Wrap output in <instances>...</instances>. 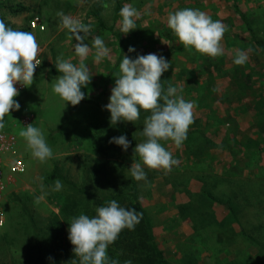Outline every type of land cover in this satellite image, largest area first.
Wrapping results in <instances>:
<instances>
[{
    "label": "rangeland",
    "instance_id": "rangeland-1",
    "mask_svg": "<svg viewBox=\"0 0 264 264\" xmlns=\"http://www.w3.org/2000/svg\"><path fill=\"white\" fill-rule=\"evenodd\" d=\"M125 4L139 13L137 28L127 34L121 32L119 15ZM183 8L205 11L227 26L223 55L211 57L179 42L167 19ZM58 13L89 29L79 33L89 45L83 62L91 74L82 91L100 106H73L52 90L62 75L57 58L81 62L75 53L77 34L62 26ZM35 18L44 29L32 27ZM0 20L34 34L41 61L33 84L18 89L14 98L20 109H12L0 128L16 137L27 164V172L14 175L12 184L4 170L7 189L0 210L6 224L0 228V264H34L37 233L53 223L63 227L55 245L71 252L72 218L81 213L95 216L97 207L113 199L123 207L142 204L154 241L169 264H264V0H0ZM96 37L109 50V57L99 61ZM130 46L136 51L129 52ZM240 50L248 59L237 65L234 58ZM149 53L170 62L161 77L163 88L182 89L179 94L194 104V122L180 147L160 141L179 164L167 173L144 166L147 179L137 181L130 167L142 164L134 149L146 139L143 126L151 113L141 109L135 122L112 125L104 106L124 55L135 59ZM29 124L44 133L51 158L32 156L19 135ZM121 135L131 141L127 151L109 142ZM57 179L63 185L58 191ZM134 181L136 197L131 191ZM118 242L107 252L120 261L130 246ZM138 251L140 255L125 258V264H150L141 256L148 253L146 247Z\"/></svg>",
    "mask_w": 264,
    "mask_h": 264
},
{
    "label": "clouds",
    "instance_id": "clouds-1",
    "mask_svg": "<svg viewBox=\"0 0 264 264\" xmlns=\"http://www.w3.org/2000/svg\"><path fill=\"white\" fill-rule=\"evenodd\" d=\"M58 15L62 26L77 34L75 53L81 58V62L75 65L70 60L57 58L55 66L62 75L56 79L52 90L66 103L70 102L75 106L85 99L82 87H87L91 81L89 67L83 62L89 53V45L79 35L81 32L87 33L89 29L63 13ZM119 15L122 18V33L127 34L137 28V9L125 4ZM167 26L185 48H194L211 57L223 55L221 41L227 26L221 20H213L205 11L183 8L170 12ZM93 46L97 50V61L109 57V50L100 37L94 39ZM128 51L135 52L136 49L130 46ZM38 55L39 45L33 33L14 29L0 20V128L4 127V117L12 109H20V103L14 99L19 95L15 85L33 84L35 70L41 64ZM247 59V54L240 50L234 63L242 65ZM169 68L170 62L163 55L138 54L135 59L124 55L109 103L104 106L111 113L112 125L120 121L135 122L140 117L141 109L151 113L143 126L146 139L134 149L142 164L134 162L130 167L131 177L137 181L147 179L144 166L163 169L167 173L179 164L172 152L160 141L171 140L180 147L187 139L189 126L194 122V104L179 94L182 89L169 86L165 91L163 88L161 77ZM19 135L26 140L33 157L40 161L52 157V149L40 128L29 124ZM109 142L122 146L124 151L131 145L126 135L113 137ZM62 186L57 179L55 190H60ZM141 218L142 213L135 208L121 206L115 199L97 207L95 216L81 213L73 217L68 238L74 245L73 252L79 258L78 264H119L118 260L109 258L108 247L117 240L123 229L134 230ZM127 264L132 262L128 261Z\"/></svg>",
    "mask_w": 264,
    "mask_h": 264
},
{
    "label": "trees",
    "instance_id": "trees-1",
    "mask_svg": "<svg viewBox=\"0 0 264 264\" xmlns=\"http://www.w3.org/2000/svg\"><path fill=\"white\" fill-rule=\"evenodd\" d=\"M237 12L240 14L238 9ZM82 102L100 106L96 98L86 95L85 99H83L80 103ZM70 185L74 188L72 183H70ZM131 191L133 192L134 197H136V181L133 182V188ZM125 208H135L139 213H142V218L140 220L139 228L134 230H128L125 228L119 234L118 238L120 239V242H118V244L130 246L127 253L124 252L119 256V264H125L124 259L127 257H131L135 254L140 255L138 251L139 248L145 247L148 253H141V256L147 257L150 264H169L166 260L164 251L161 250L154 241V237L151 232V223L142 204L135 201L133 204H130ZM55 224L53 223L47 228L38 231L36 236V254L34 264H78L79 258L76 257L73 249L70 248L72 250L71 252L65 251L61 244L55 245L56 241L63 233V227L59 223L58 226H55ZM57 232H59V234H57ZM45 236L49 237V239L46 238L44 243Z\"/></svg>",
    "mask_w": 264,
    "mask_h": 264
},
{
    "label": "built area",
    "instance_id": "built-area-1",
    "mask_svg": "<svg viewBox=\"0 0 264 264\" xmlns=\"http://www.w3.org/2000/svg\"><path fill=\"white\" fill-rule=\"evenodd\" d=\"M31 25L33 28L44 29L39 18H35ZM18 89L24 87L17 83ZM17 139L13 134L6 133L0 129V200L3 199L4 191L7 189V184L4 182V170L7 172L6 180L8 184L13 183L14 175H22L27 172V164L23 156L19 153L17 147ZM6 224L5 215L0 210V228Z\"/></svg>",
    "mask_w": 264,
    "mask_h": 264
}]
</instances>
